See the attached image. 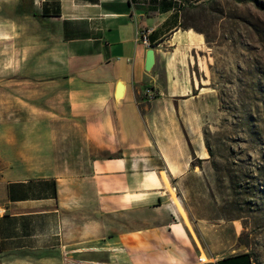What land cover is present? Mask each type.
<instances>
[{
  "label": "crops",
  "instance_id": "obj_1",
  "mask_svg": "<svg viewBox=\"0 0 264 264\" xmlns=\"http://www.w3.org/2000/svg\"><path fill=\"white\" fill-rule=\"evenodd\" d=\"M185 8L0 0V264H245L209 254L173 198L148 218L163 172L171 183L191 161L186 105L213 85L207 33L183 25Z\"/></svg>",
  "mask_w": 264,
  "mask_h": 264
},
{
  "label": "rangeland",
  "instance_id": "obj_2",
  "mask_svg": "<svg viewBox=\"0 0 264 264\" xmlns=\"http://www.w3.org/2000/svg\"><path fill=\"white\" fill-rule=\"evenodd\" d=\"M187 5L185 21L207 33L213 85L207 99L204 94L202 101L186 105L194 142L191 161L180 175L168 173L170 187L154 200L148 218L160 220L154 207L172 205L175 186L209 254L251 252L253 262L264 264V7L257 0H192ZM147 133L152 137L150 127ZM201 136L205 143H199Z\"/></svg>",
  "mask_w": 264,
  "mask_h": 264
},
{
  "label": "trees",
  "instance_id": "obj_3",
  "mask_svg": "<svg viewBox=\"0 0 264 264\" xmlns=\"http://www.w3.org/2000/svg\"><path fill=\"white\" fill-rule=\"evenodd\" d=\"M191 1L192 0H185V3H183L184 4V8L186 6H188L187 5L188 2L190 3ZM257 3L260 6L264 7V0H257ZM183 25L184 26H193V27H195L193 24L187 23L185 20L183 21ZM196 29H198V28H196ZM198 30H202V29H198ZM202 31H204V30H202ZM206 134H208V131L205 129V135ZM206 138H207L206 139L207 140L206 143L208 144V150L212 154V149H211V146L209 144L210 143L209 142V139H208V137H206ZM234 256L237 257L238 259H240V261L245 262V264H252L253 263V256H252V253L251 252L235 253L234 255H231L229 257H234Z\"/></svg>",
  "mask_w": 264,
  "mask_h": 264
},
{
  "label": "bare ground",
  "instance_id": "obj_4",
  "mask_svg": "<svg viewBox=\"0 0 264 264\" xmlns=\"http://www.w3.org/2000/svg\"><path fill=\"white\" fill-rule=\"evenodd\" d=\"M206 153H208V152H206ZM163 176H164V179H165L166 184L168 185V187H170V182H169L168 177H167V174L165 172H163ZM172 196H173L172 197L173 198V203L177 207L180 215L185 218L186 223L188 224V226L191 227L192 224L190 223V220H188L189 218L187 217L188 215H186V212H185L186 210H184L183 204H182L179 196L174 192L173 189H172ZM202 258L205 259V254H202ZM254 264H256V263L254 262Z\"/></svg>",
  "mask_w": 264,
  "mask_h": 264
},
{
  "label": "water",
  "instance_id": "obj_5",
  "mask_svg": "<svg viewBox=\"0 0 264 264\" xmlns=\"http://www.w3.org/2000/svg\"><path fill=\"white\" fill-rule=\"evenodd\" d=\"M155 62V49L153 47L149 48L147 52V62H146V68L151 69L153 64ZM125 85L123 81L119 82L118 90H117V97H122L124 94Z\"/></svg>",
  "mask_w": 264,
  "mask_h": 264
},
{
  "label": "built area",
  "instance_id": "obj_6",
  "mask_svg": "<svg viewBox=\"0 0 264 264\" xmlns=\"http://www.w3.org/2000/svg\"><path fill=\"white\" fill-rule=\"evenodd\" d=\"M180 1L182 3H185V0H180ZM140 34L143 37L144 41L147 43L148 42V39H147L146 31H144V30L143 31H140ZM145 93L148 96V98L154 99V98H156L160 94V90L157 87H155V86H148L145 89ZM0 211H1V209H0ZM200 259H203L201 255H200ZM252 264H254V262Z\"/></svg>",
  "mask_w": 264,
  "mask_h": 264
}]
</instances>
